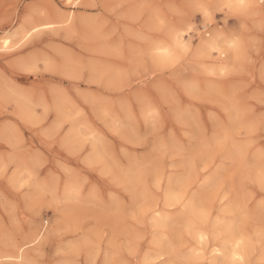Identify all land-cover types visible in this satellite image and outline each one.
I'll use <instances>...</instances> for the list:
<instances>
[{
    "label": "rangeland",
    "instance_id": "374dc122",
    "mask_svg": "<svg viewBox=\"0 0 264 264\" xmlns=\"http://www.w3.org/2000/svg\"><path fill=\"white\" fill-rule=\"evenodd\" d=\"M73 1L0 0V38L54 24L0 51V252L264 264V0H207L206 28V0ZM212 32L237 46L198 56Z\"/></svg>",
    "mask_w": 264,
    "mask_h": 264
},
{
    "label": "bare ground",
    "instance_id": "6f19581e",
    "mask_svg": "<svg viewBox=\"0 0 264 264\" xmlns=\"http://www.w3.org/2000/svg\"><path fill=\"white\" fill-rule=\"evenodd\" d=\"M69 1H72V0H68ZM75 1L77 0H74L73 3H72V6L74 7L76 5ZM220 5L224 6L226 4H231L232 5V8L233 7H236L239 5V0H218ZM66 2V1H65ZM258 2V0H245V4L248 6V5H256ZM71 5V3H68ZM67 4V5H68ZM197 8L196 10L201 14L202 18L207 22L206 25H205V28L207 26H209L210 22H211V18H210V5H209V2L206 1H202L199 3V5L197 4ZM221 8V7H219ZM246 8V7H245ZM213 9V8H212ZM231 10V8H230ZM214 11V10H213ZM233 11V10H232ZM70 17V16H68ZM28 22V21H26ZM67 20H64V23H66ZM61 22H59L60 24ZM28 25V24H27ZM62 25V24H61ZM50 26V27H49ZM54 27V24H51V23H48V24H40V25H35V24H29L28 27L26 29H22L18 35L20 36V39L19 41H17L16 43H13L12 40H11V36H8V37H3V38H0V51L2 52H8V51H11L12 49H14L15 47H17L20 43H22L23 41L27 40L28 38L31 39L32 35L33 34H36V33H39V31H42V30H46V29H50ZM53 29V28H52ZM190 29V23H184L182 24L181 26H179L178 28L176 27V29H173L169 32V36H173V40H174V43L177 45V47L179 48H185L186 45L182 39V36H183V33L187 32L188 30ZM15 37V36H14ZM14 39V38H13ZM233 42H230V41H226L223 37H221L220 34L216 33V32H212L211 34H205L204 35V38L202 39V41L200 42L197 50H196V54L198 56H202L203 54H206L207 53H210L212 51H216L218 56H221V57H224L225 54H226V50H221V48L223 47V45L225 46L226 44L227 45H232ZM237 46V44L235 45ZM20 47V46H19ZM188 47V46H187ZM228 47V46H227ZM238 48V47H237ZM230 49V48H229ZM15 50V49H14ZM155 51H157L159 54H160V58L163 59V60H170L171 59V45L169 44H160L158 46H156L154 48ZM238 50V49H237ZM234 54V53H233ZM211 56V55H210ZM207 57V56H206ZM21 105V104H20ZM22 106V105H21ZM21 108V107H20ZM25 115V114H24ZM22 174V172H21ZM20 174V175H21ZM23 176V175H22ZM13 177V176H12ZM28 177V176H27ZM17 178V177H16ZM22 178V177H21ZM25 178V177H23ZM22 178V180H23ZM15 180V179H13ZM18 182V181H17ZM20 183H21V180H20ZM16 184V183H15ZM67 188V187H66ZM65 188V190H66ZM71 192V191H70ZM67 194V193H66ZM171 194V193H170ZM169 194V195H170ZM171 196H169L170 198ZM176 198V197H175ZM178 199V197H177ZM181 200V199H180ZM166 201V200H165ZM184 201V200H183ZM182 201V202H183ZM170 202V201H169ZM173 202V201H172ZM181 202V203H182ZM174 203V202H173ZM190 203V202H189ZM194 203V201H193ZM172 204V203H171ZM166 205V204H165ZM164 205V206H165ZM173 205V204H172ZM193 206V205H192ZM191 207V206H189ZM189 209V208H188ZM191 209V208H190ZM159 211V209H158ZM161 211V210H160ZM192 212V211H191ZM195 211H193L194 213ZM207 214V213H206ZM193 215V214H191ZM195 215V214H194ZM209 215V214H208ZM204 216V215H203ZM203 216L201 218H203ZM198 217V216H197ZM207 217V216H206ZM168 219V218H167ZM167 221V220H166ZM190 224V223H189ZM192 224V223H191ZM230 226V225H229ZM232 226V225H231ZM230 229H233L231 227H229ZM228 229V228H226ZM220 230V229H219ZM218 230V231H219ZM226 231V230H225ZM222 232V231H221ZM228 232V231H227ZM220 233V232H219ZM223 233V232H222ZM225 233V232H224ZM221 234V233H220ZM216 235V234H215ZM223 235V234H222ZM200 236V234H199ZM203 236V235H202ZM218 236V235H217ZM215 237V236H214ZM201 239V238H200ZM203 239V238H202ZM201 239V240H202ZM200 240V241H201ZM231 240V239H230ZM204 241V240H203ZM245 243V242H244ZM243 243V244H244ZM212 245V244H211ZM239 246V245H238ZM215 247V246H214ZM217 247V246H216ZM232 250V249H231ZM208 251V250H207ZM222 253L221 249L219 248H215L212 253H216L217 256L219 253ZM209 253V252H208ZM164 254V253H163ZM151 255V254H150ZM158 257H161L162 254H159L157 255ZM231 256L232 258H240V253L239 251L234 248V250L231 252ZM148 257V256H147ZM155 257V256H154ZM153 257V258H154ZM163 257V256H162ZM206 258V257H205ZM204 258V259H205ZM215 259V258H214ZM15 261L16 264L19 262L20 260V256L14 252V254H7V253H1L0 252V261ZM245 261V259H244Z\"/></svg>",
    "mask_w": 264,
    "mask_h": 264
},
{
    "label": "snow or ice",
    "instance_id": "6c2138e0",
    "mask_svg": "<svg viewBox=\"0 0 264 264\" xmlns=\"http://www.w3.org/2000/svg\"><path fill=\"white\" fill-rule=\"evenodd\" d=\"M239 5H240L241 7H246V6H247V5L245 4V0H239ZM223 7H225V8H231L232 5H231V4H226V5H224ZM49 27H50V26H49ZM230 46L234 47V46H235V42H233V44L230 45Z\"/></svg>",
    "mask_w": 264,
    "mask_h": 264
}]
</instances>
